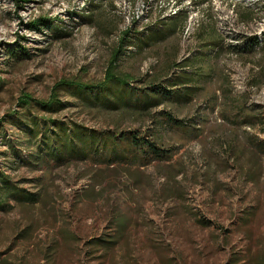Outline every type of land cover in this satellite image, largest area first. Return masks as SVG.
Here are the masks:
<instances>
[{
	"label": "rangeland",
	"instance_id": "374dc122",
	"mask_svg": "<svg viewBox=\"0 0 264 264\" xmlns=\"http://www.w3.org/2000/svg\"><path fill=\"white\" fill-rule=\"evenodd\" d=\"M169 2L106 0L99 11L107 24H117L112 36L91 25L68 36L60 22L68 16L76 20L102 2L30 0L19 9L14 0H0V137L19 134L14 117L1 119L18 111L21 95L47 100L61 80L102 81L120 34L135 21L167 17ZM189 12L195 21L190 37L183 33L142 53L131 48L117 62V74L135 80L171 74L174 49L176 60L186 58L202 26L207 37L208 29H216L225 46L264 39V3L212 0L199 9L192 4ZM249 13L252 18L244 19ZM42 18L51 19V28L31 30L29 24ZM20 47L30 58L6 54ZM259 60V49L225 52L206 93L217 92L222 99L219 89L226 78L233 96L245 97L264 119V85L252 86ZM61 96L67 107L56 118L93 131H161L175 154L146 167L73 162L52 170L21 168L14 176L39 201L13 202L0 212V264H234L236 258L248 264V258L264 254V155L253 152L249 143V138L264 141V122L255 129L236 127L224 120L221 108L211 112L202 99L192 105L168 102L142 113L131 107L118 112L88 108L67 90ZM152 101L125 97L121 102ZM164 114L187 125L204 119V134L189 138L172 125L163 128Z\"/></svg>",
	"mask_w": 264,
	"mask_h": 264
},
{
	"label": "trees",
	"instance_id": "16d2710c",
	"mask_svg": "<svg viewBox=\"0 0 264 264\" xmlns=\"http://www.w3.org/2000/svg\"><path fill=\"white\" fill-rule=\"evenodd\" d=\"M98 1L102 3L93 5L92 10L86 8L76 20L68 16L70 17L67 19L68 22L67 20L60 22L65 32H69L65 33L66 35L70 36L83 25L94 26L108 36H112L117 31V24H107L108 19L104 18L102 12L99 11L106 0ZM14 2L17 8L21 9L30 0H14ZM191 2L195 9H199L202 5L196 0H191ZM252 15V13L246 14L244 19L252 18ZM189 16V9H183L172 17L161 18L157 15L155 20L147 24L144 23L145 19L133 22L120 34L117 47L113 51L112 61L109 63L103 80L98 83H84L77 78L61 80L53 86L47 100H36L27 94L19 97L16 106L18 111L1 119V121H6L10 116L14 117L16 121L12 124L18 128L19 134L14 139V136L9 134L0 137V147L4 149L0 153V212L11 209L13 202L35 204L39 201L38 194L27 190L24 187L25 182L14 176L21 168L30 171L52 170L60 166L71 165L73 162H90L95 166L111 167L116 164H127L146 167L155 161L165 162L173 158L175 152L166 146L161 131H144V133L141 129L93 131L73 121L69 123L56 118L67 107L61 91L67 90L71 98L78 99L88 108L99 107L112 112L131 107L139 112L147 113L153 108L165 106L168 102L192 105L202 99L211 112L221 108L224 120L236 127L255 129L264 122L260 110L247 106L245 97L233 96L228 79H224V84L219 89L223 93L222 99L217 92L206 93L218 74L216 62L225 52L255 53L259 49V70L257 77L252 79V86L262 87L264 85L263 38L253 37L251 41L242 40V46L235 44L225 46L223 36L218 34L216 29H208L210 35L207 37V28L202 26L197 33V46L186 58L176 60L178 48L174 49L173 59L175 61L170 67L171 74L166 73L164 76L153 79L143 77L139 80L122 73L117 74V62L127 53L131 54V48L142 53L147 49L164 44L171 38L181 37ZM50 22L51 19L42 18L29 25L31 30H38L42 26L39 29L42 31L44 27L51 28L52 22ZM6 54L9 58L17 60L30 58L28 51L21 47L19 50L8 51ZM136 82L139 86H131V83ZM125 97L138 100L151 97L153 101L132 106L121 102ZM165 114L164 122L161 123L163 128H168V124L172 125L189 138L198 139L204 134L205 129L202 124L204 119H200L201 122L198 124L187 125L184 121ZM249 143H251L253 152L260 156L264 155V141L249 138ZM204 224L207 226L208 223ZM241 262V259L236 258L234 264ZM247 263L264 264V254L257 258H248Z\"/></svg>",
	"mask_w": 264,
	"mask_h": 264
},
{
	"label": "bare ground",
	"instance_id": "6f19581e",
	"mask_svg": "<svg viewBox=\"0 0 264 264\" xmlns=\"http://www.w3.org/2000/svg\"><path fill=\"white\" fill-rule=\"evenodd\" d=\"M236 2L246 4V5H257L258 4L259 6L260 4L264 3V0H236ZM190 8L192 9L191 0H184L182 2L178 0H170L168 4V8L164 10L166 12L165 14L167 15V17H172V16H176L181 10L183 9L190 10ZM194 26H195V21H193V17L190 15L187 26L184 30V35L190 37L192 35V32L194 31Z\"/></svg>",
	"mask_w": 264,
	"mask_h": 264
},
{
	"label": "crops",
	"instance_id": "0c3cea01",
	"mask_svg": "<svg viewBox=\"0 0 264 264\" xmlns=\"http://www.w3.org/2000/svg\"><path fill=\"white\" fill-rule=\"evenodd\" d=\"M212 0H196V2H198L199 4L202 3L201 7H206V6H209V4L211 3Z\"/></svg>",
	"mask_w": 264,
	"mask_h": 264
}]
</instances>
